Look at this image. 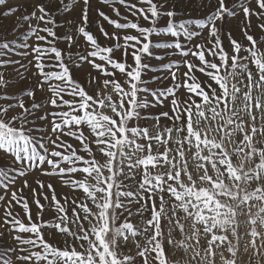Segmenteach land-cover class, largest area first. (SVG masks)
I'll list each match as a JSON object with an SVG mask.
<instances>
[{"label": "snow or ice", "instance_id": "snow-or-ice-1", "mask_svg": "<svg viewBox=\"0 0 264 264\" xmlns=\"http://www.w3.org/2000/svg\"><path fill=\"white\" fill-rule=\"evenodd\" d=\"M93 13L113 27L97 20L112 43L89 30ZM0 17L15 18L0 24V264H160L161 253L167 264L165 224L184 233L181 213L211 236L217 197L232 184L237 205L241 194L264 200V187H244L264 174V148L249 149L253 173L217 146L244 126L241 112L253 123L233 153L264 135L254 114L264 97L252 95L264 87V0H0ZM194 117L220 118V135L209 143ZM194 144L205 173L201 149L219 157L210 162L221 172L199 177L204 188L187 159L176 168Z\"/></svg>", "mask_w": 264, "mask_h": 264}, {"label": "rangeland", "instance_id": "rangeland-1", "mask_svg": "<svg viewBox=\"0 0 264 264\" xmlns=\"http://www.w3.org/2000/svg\"><path fill=\"white\" fill-rule=\"evenodd\" d=\"M66 2H70V0H66ZM98 3V0H96ZM195 3V0H194ZM102 9L112 16V18H116L113 13H111L108 6H101ZM122 13L124 9L121 8ZM19 15V13H17ZM99 20L100 24H103L105 29L110 33L114 31L111 25H108L107 22L103 21L99 17L92 14L90 23H89V30L92 31L98 38V41L101 45H105L106 42L104 37L99 33V24L97 23ZM15 23V18L10 17L7 19H3L0 17V24L4 26L11 27ZM59 34V30H58ZM237 38L239 39V33H236ZM60 47H65L66 45L61 42ZM227 50V47H226ZM161 54H163L161 52ZM167 62V61H163ZM160 61H152L154 67L159 68ZM152 75L162 76L166 75L162 72L156 73H149L145 78H149ZM197 77L201 80H206L207 78L203 76L202 73H196ZM170 84V80L163 81V82H156L151 84L150 86L153 88L156 87H163ZM215 86V85H213ZM242 86V85H241ZM182 91V90H178ZM253 97L259 95L264 97V87H256L252 93ZM242 100L241 98L237 99V106L240 104ZM264 103V100L261 101ZM231 107V105H230ZM168 108H158L153 109L152 112L156 113L158 111H167ZM256 121L255 124L257 127L261 126V116L264 115V108L256 111L255 113ZM240 119L244 121V126L240 130H233L231 140L227 138V136L223 137L222 140H217V146L220 143H223L224 149H226L229 154L234 156V163L239 166H243L247 171L255 172V164L257 157L249 150L253 147L255 148H264V135H257L256 137L249 136V143L245 145L243 151L233 153V148L236 147L239 141L244 139L243 133L250 132L252 128V121L248 118V115L244 112H241ZM198 122V123H197ZM142 124H146L148 126L153 125L154 121H141ZM194 124H197V130L200 133H208L209 136V143H211V139H215L220 134L217 133L216 129L220 125V118L209 119V120H201L200 117H194L193 120ZM161 124L163 126L171 127V121L168 120H161ZM153 132L156 130L153 128ZM180 136L179 132L173 134V139H177ZM195 136V132L193 133ZM73 144L78 142L71 141ZM203 143V141H201ZM175 148V145H173ZM163 151V149H160ZM203 152V156L200 157L201 160H209L208 171L205 173L203 171V164H200L197 167L198 161L193 159V153L196 152L195 144L193 145L192 149L186 150L183 156L176 157V168L183 170V160L187 159L189 161V171L192 173L193 179L197 182V187L204 188L205 185L201 184L199 181L200 176H217L218 173L221 172V169L218 165L213 166L211 164V160H219V157L207 151V149H201ZM199 155V153H197ZM170 163V162H169ZM159 171V170H157ZM175 171V169H173ZM184 183L187 184V176L184 178ZM132 183H135L133 181ZM231 184V182H229ZM264 187V174L261 175L259 181H256L254 176L250 183L244 185L247 192L252 193L256 188L257 185ZM70 189L64 188L61 191L59 188L57 189V195L62 197L64 192H68ZM4 193L0 191V195ZM75 195H79L81 200H83L82 192L74 193ZM189 194V193H185ZM25 197L28 196V190H24ZM261 196H264V192L260 193ZM10 196V193H9ZM159 193H157V203ZM243 202L237 205V198H236V188L235 185H231V191L222 194L221 196L217 197L219 203L213 210V215L216 217L215 223L217 225L216 231L209 235H205L202 229V225L196 224L193 222L192 218H187L181 213V222L184 223L185 232L181 233L179 229H175V225L171 228L168 224H165V240H167L168 232L171 231L173 235L171 236L172 245H169L165 242L164 247L166 249V257H167V264H175L176 260L180 261V264H264V200L256 197L252 199H247L243 197L241 194ZM166 199H168L166 195ZM46 203V202H45ZM90 203V202H89ZM14 209L16 212H20L22 214V209L19 205H14ZM33 213H35V207H32ZM217 213H223L222 215H216ZM45 219H48V216H45ZM211 231V229H210ZM247 233H254V235H247ZM197 237H199V241H197ZM217 237H222L223 239H216V242L209 247L208 240L215 239ZM238 237H239V244H238ZM63 240V237L60 238ZM184 243V248L179 247L180 243ZM149 255V261L147 264H153V258ZM165 257L164 254H160V264H164ZM139 264V262H137Z\"/></svg>", "mask_w": 264, "mask_h": 264}, {"label": "trees", "instance_id": "trees-1", "mask_svg": "<svg viewBox=\"0 0 264 264\" xmlns=\"http://www.w3.org/2000/svg\"><path fill=\"white\" fill-rule=\"evenodd\" d=\"M237 242H238V244H239V239H238V241H237Z\"/></svg>", "mask_w": 264, "mask_h": 264}, {"label": "bare ground", "instance_id": "bare-ground-1", "mask_svg": "<svg viewBox=\"0 0 264 264\" xmlns=\"http://www.w3.org/2000/svg\"><path fill=\"white\" fill-rule=\"evenodd\" d=\"M151 258V257H150ZM148 261H149V259H148Z\"/></svg>", "mask_w": 264, "mask_h": 264}]
</instances>
